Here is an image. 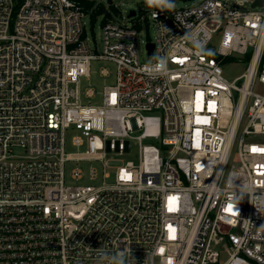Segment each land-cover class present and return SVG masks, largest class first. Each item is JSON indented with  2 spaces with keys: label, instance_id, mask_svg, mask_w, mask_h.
<instances>
[{
  "label": "built area",
  "instance_id": "1",
  "mask_svg": "<svg viewBox=\"0 0 264 264\" xmlns=\"http://www.w3.org/2000/svg\"><path fill=\"white\" fill-rule=\"evenodd\" d=\"M84 1L0 0V264H118L121 251L128 264H264V6L199 0L128 17L116 0ZM99 6L92 47L84 19ZM249 52L229 80L221 58ZM98 59L115 79L85 103ZM71 128L86 151H65ZM104 155L129 156L103 169L112 182L66 183L67 161Z\"/></svg>",
  "mask_w": 264,
  "mask_h": 264
},
{
  "label": "rangeland",
  "instance_id": "2",
  "mask_svg": "<svg viewBox=\"0 0 264 264\" xmlns=\"http://www.w3.org/2000/svg\"><path fill=\"white\" fill-rule=\"evenodd\" d=\"M199 0H174L175 7H181L185 5H191ZM225 1V0H224ZM235 0H229V4L233 5ZM253 0H247L244 7H250ZM115 3L119 5L120 11L128 15V11L130 9H134L136 11L142 9H148L146 6L145 0H116ZM92 6V5H90ZM98 8V7H97ZM94 8V11L97 9ZM111 14L114 17L118 16L119 13L113 9H110ZM147 14L150 17L149 12ZM104 19V11L102 8L93 14V17H85V25L87 31V37L89 45L92 47H100L101 45V35H102V23ZM155 27L152 18H149V22L143 24L140 28V40H139V49L141 53V59L143 61L147 60L146 56V42L149 40H154L155 38ZM219 38L220 33L216 34L214 39L212 40V50H216L219 46ZM236 59L227 58L223 60V71L224 75L229 79L233 80L237 76H239L242 72H244L246 68V61L244 60V56H238ZM103 68H107L110 71L108 76H103L101 70ZM115 64L112 61L98 59L93 60L91 62V72L89 77H83L81 79V88L82 90H87L91 87L96 93L92 98L83 97V101L85 103L91 104H101L102 103V90L106 84L113 83L115 79ZM240 83V82H238ZM80 132L75 128L68 129L66 131V143H65V151L67 153H75L82 152L88 149L87 143L85 142L81 146H77L73 144V137ZM129 157V156H128ZM128 157H115L112 155H104L100 159H92V160H70L65 164V174H66V183L71 185H85V184H93V185H101L103 182H112L113 179H103L104 170H108V168H114L120 165L125 159H129ZM78 166L84 172V177L79 180H75L71 177V171L74 167ZM93 167L98 172V177L96 179H89V169Z\"/></svg>",
  "mask_w": 264,
  "mask_h": 264
},
{
  "label": "clouds",
  "instance_id": "3",
  "mask_svg": "<svg viewBox=\"0 0 264 264\" xmlns=\"http://www.w3.org/2000/svg\"><path fill=\"white\" fill-rule=\"evenodd\" d=\"M145 4L149 8H160L161 10H172L175 8L174 0H145ZM197 52L196 54L204 55L207 54L203 46L197 45ZM159 57H154L156 59V63L152 66L151 71L152 72H166L167 74V57H164L163 60L158 59ZM252 185H247V189L250 191L252 189ZM118 257V264H128V261H126L125 253L124 251L119 252L116 254Z\"/></svg>",
  "mask_w": 264,
  "mask_h": 264
},
{
  "label": "water",
  "instance_id": "4",
  "mask_svg": "<svg viewBox=\"0 0 264 264\" xmlns=\"http://www.w3.org/2000/svg\"><path fill=\"white\" fill-rule=\"evenodd\" d=\"M109 3H111V0H108ZM251 7H263L264 6V0H253V2L250 5ZM135 15V10L134 9H130L128 11V17H132ZM147 47L149 49V55L152 54V50H153V43L149 42L147 43Z\"/></svg>",
  "mask_w": 264,
  "mask_h": 264
},
{
  "label": "trees",
  "instance_id": "5",
  "mask_svg": "<svg viewBox=\"0 0 264 264\" xmlns=\"http://www.w3.org/2000/svg\"><path fill=\"white\" fill-rule=\"evenodd\" d=\"M18 1H22V0H18ZM80 4L81 5H84L86 7H89L90 5H92V2H89V1H84V0H79ZM102 8V6H99L94 12V13H97L100 9ZM139 26V25H138ZM249 57H250V52L247 53L245 56H244V60L245 61H248L249 60ZM218 58H221V57H218ZM227 58H231L232 60L233 59H236L237 57H234V56H229V57H224V58H221L222 62L224 59H227Z\"/></svg>",
  "mask_w": 264,
  "mask_h": 264
},
{
  "label": "snow or ice",
  "instance_id": "6",
  "mask_svg": "<svg viewBox=\"0 0 264 264\" xmlns=\"http://www.w3.org/2000/svg\"><path fill=\"white\" fill-rule=\"evenodd\" d=\"M203 94L202 93H197V97L199 98V97H201ZM254 151H255V149H254ZM170 199H172V198H170Z\"/></svg>",
  "mask_w": 264,
  "mask_h": 264
}]
</instances>
